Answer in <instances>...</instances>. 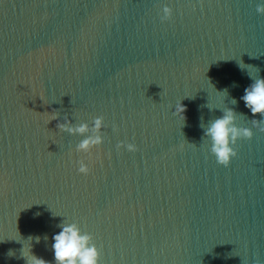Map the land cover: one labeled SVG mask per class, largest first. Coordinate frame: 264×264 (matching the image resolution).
Here are the masks:
<instances>
[{
  "label": "water",
  "instance_id": "1",
  "mask_svg": "<svg viewBox=\"0 0 264 264\" xmlns=\"http://www.w3.org/2000/svg\"><path fill=\"white\" fill-rule=\"evenodd\" d=\"M262 3L0 0V264H55L63 221L99 264H264V133L240 99L264 78ZM226 108L254 133L227 167L200 126ZM99 116L91 153L56 127Z\"/></svg>",
  "mask_w": 264,
  "mask_h": 264
},
{
  "label": "clouds",
  "instance_id": "2",
  "mask_svg": "<svg viewBox=\"0 0 264 264\" xmlns=\"http://www.w3.org/2000/svg\"><path fill=\"white\" fill-rule=\"evenodd\" d=\"M258 14L264 15V3L258 4L256 7ZM161 21H168L172 18V9L168 6L162 9ZM258 69V68H257ZM259 71V69H258ZM253 83L245 88L244 95L240 98L245 107L248 108L253 117L259 115L260 119H251L250 122L254 128L259 132L264 133V78L259 76L253 79ZM227 93V90L224 91ZM231 104L236 105L237 100L233 98ZM210 109V108H209ZM186 106L180 101L175 106L174 115L178 116L180 120L184 121L186 117ZM211 110V109H210ZM223 115L219 118L212 119L208 122L207 127L201 123L204 137L209 138L211 147L210 152L215 156L218 164L222 166H229L232 158L237 156V151L234 146L239 139H252L254 133L252 128L237 126L236 121L238 116H244L242 113L238 114L233 108H226ZM58 113L50 115L49 122L58 119ZM203 120V118H201ZM104 117H96L93 121L92 127L87 123L73 125V123L65 117L63 122L57 123L56 127L62 131L72 135H81L85 138L76 146L78 152L91 153L93 148L100 146L103 143L102 128L104 127ZM113 130L116 131L115 126ZM117 149L125 148L129 152L137 151V147L133 143L120 142L117 144ZM91 169L83 161H79L78 172L88 175ZM39 215V213H37ZM62 230L55 234L52 239V250L54 252L55 264H99L100 250L93 242V236L87 232L82 233L78 223H66L63 221L58 225ZM33 238L29 237L31 241ZM36 242L39 243L40 238L36 237ZM47 239V237H45ZM13 256L14 253L10 250L7 254ZM26 264H50V262L39 258L31 251L25 252L21 255Z\"/></svg>",
  "mask_w": 264,
  "mask_h": 264
}]
</instances>
